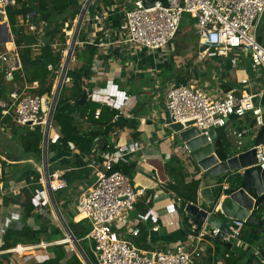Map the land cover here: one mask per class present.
<instances>
[{
    "label": "built area",
    "instance_id": "obj_1",
    "mask_svg": "<svg viewBox=\"0 0 264 264\" xmlns=\"http://www.w3.org/2000/svg\"><path fill=\"white\" fill-rule=\"evenodd\" d=\"M95 3L96 0H80L73 23L75 29L70 31L72 27L69 26L68 21L62 28L67 35V46L63 50L62 63L51 93L40 95L30 92L31 88L38 86V82L35 81L32 85L24 84L22 89H15L8 93L6 98L0 99V122L5 128H9L11 123L29 129L40 127L42 137L37 170L40 173L38 183L41 184V188H37L33 194L32 201L35 206L33 213L48 217L51 227L59 228L64 233L61 238L49 241L41 238L38 243H17L5 248L6 228L22 222V212L11 213L10 218L8 217L10 222L0 223V263H30L31 261L26 259L30 251L35 253L36 261H43L55 256L53 246L64 245L68 252L76 251L83 264H194V260L205 253V248L189 249L187 244L179 242L163 249L144 246L135 240L140 234L138 223L141 219H152L155 223L151 228L153 231L165 227V231L169 232L174 225L180 228L179 220L173 222L168 219L165 222L164 216L153 208H149L145 214L141 213L138 218L130 221L132 213L137 212L136 204L142 192L136 188L128 174L119 169L113 170V166L120 160L127 161V155L141 149L142 145L137 142L135 147L114 142L111 152H101L99 155L96 153V144L92 148V154L86 158L87 165L92 168V182L79 194L75 202V210L77 215L83 214L91 225L90 231L82 238L88 241L89 248L82 245L81 240L74 235L62 204L57 199L56 187L66 185V182L61 179L65 170H53L50 161L53 138L56 134L57 138L60 137L61 130L55 121V112L64 84L72 80L68 71L76 59L77 46L93 43L90 40L80 41V35L84 31L83 26L90 19L91 8ZM15 4L16 0H0V23L2 19L8 18V7ZM263 13L264 0H169V6H164L160 1L146 6L143 0H133L132 7L125 11L124 23L120 25V31L124 35V42L158 50L167 47L173 41L181 31L184 15L189 14L195 18L194 31L202 43L198 52L199 58L210 52L227 55L232 49L240 48L249 54L254 76L260 77L264 72V44L258 41L257 36L258 22ZM30 15L32 14L28 16ZM28 30L42 36L44 24L41 23L39 27L36 23H28ZM70 47H73V52L67 61V49ZM49 67L51 68V65ZM100 67L101 61L95 60L92 65L93 75L87 81L92 82L98 78ZM2 69H5L6 81L14 82V73L22 71V64L6 44L0 43V70ZM241 82L247 85L249 79H242ZM110 85L113 88H110ZM85 88L88 91V100L117 110L114 120L119 117L133 118L139 102L136 95L127 93L112 80L106 81L105 86L95 85ZM257 93L263 94L264 89L260 92H250L241 88L231 89L218 95L216 89L210 87V83L203 82L200 85L173 83L165 93V108L169 121L181 122L185 127H188L187 122L194 121L193 125L200 130V134H206L208 140L213 142L208 129L211 126L216 129L227 127L230 117H243L251 112L255 116V128L261 127L263 124L261 109L252 101V97ZM100 112L101 108H97L94 116L99 117ZM7 117L9 120L5 122ZM250 131L251 128L243 127L234 131L239 148L243 147V138ZM183 148L189 154L188 149ZM256 149L258 163L264 169V143L256 146ZM9 164L10 161L5 153L0 151L2 196L18 195L21 188L27 186L25 180L7 184L6 172ZM227 187L226 182H223V188L226 190ZM175 203L167 206L169 213L172 212V208L173 212H178L179 204ZM52 211L58 223L53 222ZM160 220L162 223L159 224ZM34 221V216H30L27 223L36 227ZM245 224V220L234 219L231 232L225 233L224 238L229 241L234 237L237 241L242 236ZM218 232V228L211 230L213 236ZM149 244L147 242V245ZM20 246L23 250H19ZM257 264H264V257L260 252H258Z\"/></svg>",
    "mask_w": 264,
    "mask_h": 264
},
{
    "label": "crops",
    "instance_id": "obj_2",
    "mask_svg": "<svg viewBox=\"0 0 264 264\" xmlns=\"http://www.w3.org/2000/svg\"><path fill=\"white\" fill-rule=\"evenodd\" d=\"M132 2L133 0H96L95 5L92 6L90 19L85 25L87 29L84 28L82 35H84L85 39L92 41V44H98L93 63L95 60H99L101 61V67L100 75L91 83H93V86H105L106 81L112 80L119 88L138 97L139 102L133 118H127L135 120L136 127L129 124L122 127L116 126L110 134L115 139V143L119 145L135 147L136 142L142 145L141 149L135 153H130L126 159L127 162H134L137 165L138 170L134 174L133 182L136 188L141 190L142 194L140 196H145L146 191L152 190V193L146 198L147 203L150 199L152 200L150 208L163 215L165 222L168 219L173 222L180 221L181 219L187 225H191L189 220L184 218L185 216L183 217L182 213L180 215L178 212H173V208L171 213L168 212L167 206L176 203L173 196L161 186L170 179L166 172V163H168L172 156H176L183 161L185 170L189 173L187 180H190L193 176L198 178L202 174L201 172H197L196 161L194 160V162L193 158L175 142L177 134L169 126V117L165 108V93L173 83H195L200 85L203 82L210 83V87L213 86L218 95H222L225 91L231 89L240 88L250 92H260L264 89V72L261 73L260 77H255L251 69L249 54H246L240 48L232 49L227 55H217L214 52H210L204 55V57L199 58L198 52L202 47V43L194 30L195 36L182 33L183 35H180L181 37L179 36V39H177L179 40L178 42L186 40L187 44V46L183 47L187 49V52L183 51L181 59L178 58L179 53L174 54L175 44L174 49H172L170 43L171 48L168 45L162 49L151 50L124 42V35L120 31V25L124 23L125 11L132 7ZM10 29L11 26L8 18L2 19L0 23V43L6 44L10 51L19 59L17 46ZM4 31L5 33L3 34ZM101 43L103 44L99 45ZM184 72H186V76L183 74ZM245 78L249 79L247 85L241 82ZM212 81H215V83H212ZM12 83V88L8 90V93L15 89L20 90L24 86L19 80ZM85 87L89 88V86ZM254 120L255 116L251 112H248L243 117L230 118L226 132L233 155L249 148L253 143V139H255L259 130V127L255 128ZM247 125L250 126L251 131L248 135L244 136V145L242 148H239L237 145L238 139L234 131ZM0 145L4 144L0 143ZM6 145L3 147H6ZM70 150L71 155L62 160V163L65 165L59 168V170L64 171L75 168L76 166L73 167V165L77 161H87L88 155L81 153L77 148H71ZM13 152L18 157L11 158L7 156L10 161V169L15 164L35 161L32 155L29 154L20 157L19 154L21 152L18 149H14ZM30 164L35 165V163ZM9 171L7 173L11 177L7 182L15 183L17 177ZM226 178L224 179L226 180V185H230L229 179L227 180ZM22 181L24 180L19 182ZM91 182L92 171L87 179L80 181L78 184L85 188ZM221 184L218 177L208 174L200 187L197 204L209 210L214 205L216 206L219 200L226 195L225 192H221ZM9 206L10 210L14 207V205ZM21 209L23 210L22 207ZM13 210H11L12 214L23 212L20 209L14 210L15 212ZM174 210H176V207ZM136 213H133L135 219L141 214L138 210ZM259 214L261 218H264V205L259 209L258 216ZM141 222H148L150 225L147 242L150 243L149 246L151 247L167 249L176 243L183 242L187 244L189 249L205 248V253L195 259L194 264H227L226 255L228 253L225 251L224 247L226 244L224 243L210 242L201 236L198 237L197 241H194V237H190L188 233L183 231L181 227L178 228L177 225H174L169 232L165 231V227H162L161 230L153 231L151 228L155 223L152 219H142ZM158 223H162V220ZM260 227L250 225L246 229L244 228L242 236L230 246L233 249L237 246L241 249L244 248V250L250 248L249 252L242 259V262L248 261L250 255L253 253L258 256L259 249L258 247L256 248V244L261 240L264 232ZM19 250H23V248L20 246ZM254 261L257 263L256 259Z\"/></svg>",
    "mask_w": 264,
    "mask_h": 264
},
{
    "label": "trees",
    "instance_id": "obj_3",
    "mask_svg": "<svg viewBox=\"0 0 264 264\" xmlns=\"http://www.w3.org/2000/svg\"><path fill=\"white\" fill-rule=\"evenodd\" d=\"M79 1L80 0H16L15 5L8 7V20L17 46L19 60L22 64V71H15L14 73L15 81L19 80L23 85L26 83L32 85L35 81L38 82V86L31 88L30 92L40 95H49L51 93L62 63L63 50L67 46V35L63 32L62 28L67 21L69 22V26H71L73 19L69 20L68 17H64L60 23L57 21L56 14H63L72 6H77ZM30 13H33V16H28ZM77 13L78 8L76 14ZM76 14L72 15V17H76ZM30 22L36 23L39 27L41 23H45L44 34L39 36L35 32H30L28 30V23ZM194 23L195 18L189 14H185L181 23V29L188 25L191 30H194ZM4 33L5 31L3 34ZM85 40L87 39L81 34L80 41ZM97 45L96 43H85V45H78L76 48L75 56L82 61V64L68 71V75L72 77V82L64 84L58 100L55 121L61 130L60 137H58L57 140L58 145L55 144V142L51 144L52 152L58 150L59 153L62 152L64 154L65 151H70L73 146L81 153L90 156L92 154L93 143L95 140L99 139L96 145V153L98 155L101 152L109 153L113 150L112 143L110 142L111 131L116 126L122 127L129 124L136 127L137 125L135 120H129L124 117H119L117 120H114L117 110L111 109L108 105H102L88 99L85 103L80 102L85 86H89V88L93 86V83L87 80L93 75L92 65L94 56L97 53ZM49 65H51V68ZM5 74V69L0 70V99L6 98L8 94ZM97 108H101L99 117L94 116ZM77 116L82 118L85 117L95 128L82 131L77 124ZM8 120L9 117L5 118L4 121L8 122ZM10 125H12V123ZM11 127L15 129L14 132H20L18 140L24 152L32 155L34 159H39L42 137L40 127L29 129L28 127L17 126L15 124ZM214 147L221 160H226L229 156L233 155L230 149V142L227 139L226 127L217 129ZM99 160H101L100 157ZM87 164V161H77L75 165H73V167L76 166L75 168H70L62 173L61 179L66 182V187L76 186L80 181H84L88 178L92 168ZM52 169L56 170L57 168L52 164ZM115 169L124 171L132 179L138 170L136 163L127 162L125 160H120L114 164L113 170ZM196 169L197 172L202 173L201 176L198 178L193 176L190 180H187L189 173L185 170V165L180 158L172 156L168 163H166V172L170 179L161 186L171 194L175 202L179 204L178 207L181 213L184 212V208L188 202L198 203L200 187L203 180L208 175L198 164L196 165ZM228 173L218 177L220 184L230 174ZM39 176L40 173L35 165L29 164L28 167L21 172L20 176L17 175L15 181L25 180L27 186L22 187L18 195L8 194L3 196L2 205L7 207L19 202V198L24 200L22 206L23 220L18 225L14 224L6 228V234L4 235L5 248L14 246L17 243H38L40 239L43 238L42 235L44 234H47L51 240L61 238L64 235L61 229L51 227L48 217L33 213L35 209L32 201L33 194L37 188H41V184L38 183ZM10 177L11 175L9 176L6 172V182ZM228 179L233 185L237 186L240 180V174L236 173V175L229 176ZM7 184L9 183L7 182ZM58 188L61 189H56V193L58 196H61L66 189H62L61 186ZM220 188H222V186H220ZM227 191L228 190H226V193ZM151 193L152 190H148L145 196H139L136 208L142 214H145L152 205L151 199L148 203L146 202L147 196ZM30 216H34L35 222L37 223L36 227L27 223ZM259 217L261 218L260 214ZM75 220L77 222L69 220L71 229L74 235L81 240L82 245L88 248V241L82 240V238L90 231L91 225L88 219L83 217L82 214H79ZM141 221L142 219L139 220L138 223L140 234L135 240L138 244L149 246L147 245V237L150 225L148 222ZM245 225L251 224L246 223ZM260 228L264 230V226ZM216 243L219 244L221 242ZM257 245L260 255L264 257V232ZM224 248L228 253L226 255L227 264H250L255 259H258V256L253 253L250 255L248 261L242 262V259L247 252H249L250 248L243 250L241 253L239 252V254H236L238 253L236 251L241 249L238 246L233 249L226 245ZM52 250L55 253L54 257L43 261L35 260L26 264H83L76 251L68 252L64 245H55L52 247Z\"/></svg>",
    "mask_w": 264,
    "mask_h": 264
},
{
    "label": "water",
    "instance_id": "obj_4",
    "mask_svg": "<svg viewBox=\"0 0 264 264\" xmlns=\"http://www.w3.org/2000/svg\"><path fill=\"white\" fill-rule=\"evenodd\" d=\"M146 6H151L155 1H160L164 6H169V0H143ZM258 41L264 44V13L258 22ZM88 91L83 89L81 103L87 101ZM255 105L261 109L263 124L259 128L252 147L240 151L226 160H221L214 147V141L217 136V129L211 126L209 136L213 142L208 140L206 134H200V130L193 125L194 121H189L185 127L181 122L169 121V126L183 142L184 147L188 149L189 155L196 161L198 166L207 174L219 177L228 172L227 176L240 174V180L237 186L230 181L227 193L221 184V192L226 195L219 200L218 204L211 209H205L195 202H188L184 208L185 217L191 225L180 219L179 224L183 231L194 237L197 241L201 236L210 242H221L228 247L236 242L233 237L229 241L224 238L225 233L231 232V224L234 219L245 220L246 223L256 226H264V218L258 216L259 209L264 205V169L258 163L256 146L264 143V93L255 94L252 97ZM231 118V117H230ZM99 139L95 140L92 148ZM216 210V211H215ZM181 215V211L178 209ZM218 228L216 235L211 234V230Z\"/></svg>",
    "mask_w": 264,
    "mask_h": 264
},
{
    "label": "rangeland",
    "instance_id": "obj_5",
    "mask_svg": "<svg viewBox=\"0 0 264 264\" xmlns=\"http://www.w3.org/2000/svg\"><path fill=\"white\" fill-rule=\"evenodd\" d=\"M78 6L79 5L72 6L71 8H69L68 10H66L63 14H56L57 21L60 22V23H61V21L63 20L64 17H68L69 20H71L73 18L72 19V24H71V27L72 28L70 29V31H73L75 29V25H73L74 18L75 17H72V15L76 14V11H77ZM64 26H65V24H64ZM83 28H86L85 25L83 26ZM10 31L12 32V29H10ZM182 33L183 34H190V36H195V32L193 30H191V28L188 25H186V27H184L183 29H181V31L178 33L177 38H175L176 40L174 39L175 40V43H174V40L171 42L170 45H172V49H174L173 47H174V44H175L174 54H178L179 53V55H178L179 56L178 57L179 59H181L183 51L184 52H187V49L183 48V47L187 46L186 40H183L182 42H178L179 40H177V39H179V36L180 35H183ZM170 45H169V47L171 48ZM167 50H169V49H167ZM196 56H197V54H196ZM80 64H81V60H79L77 58L76 61L74 60L72 62V67L77 66V65H80ZM183 74L185 76L187 75L186 72H184ZM212 83H215V81H212ZM6 84L8 85V88H7V91H8L9 89L12 88L13 83L7 82ZM77 124H78V126L80 127V129L82 131H88V130H90L92 128H95V126L94 125H91L85 118L80 119L79 116L77 117ZM12 125H14V124H12ZM12 125H9V128H5L3 126V124L0 122V143H2L4 145L7 144L6 147H3L4 145H0V151L3 152V153H5L6 156H10L12 158V157H18V155H16L13 152L14 149H18L19 152H21L19 154L20 157L27 156L26 155L27 153L24 152V150L21 148L20 143H19V140H18V138L20 137L19 136L20 135V132H14L15 129H12V127H11ZM243 128H250V126L247 125V126H245ZM56 135L54 136L53 141H52V142H55V144H57V142H58L57 141L58 138H57ZM110 142L112 144L115 142V139H113L112 136L110 137ZM175 142L180 147H182V149H184L183 148V142L181 141V139L177 135H176ZM70 152H71V150L70 151H67V152L65 151L64 154L61 152L62 153L61 154V153L58 152V150L57 151L55 150L54 152L50 151V161L53 164V166L55 168H57V169L62 168L65 165V164L62 163V160L64 158H68L71 155ZM39 159H35V161H33V162H27V163H24V164H15V165H13L12 169H10V166H9L8 167V170H10L9 172L13 173L15 177H17V175L20 176L21 172H23V170L26 167H28V165L30 163H35V167L37 169V164L39 163ZM33 160H34V158H33ZM61 187H62V189H66V190L64 191V193H62L61 196H58L57 195V199L62 204V207H63L62 209L64 210V214H65L67 220L68 221L71 220V221L77 222L75 220L76 217L78 216L76 214V210H75V202L77 201V198H78L79 194L81 193V191L84 189V187L83 186H80L79 184H77L76 186H72V187H66L65 184H62ZM56 189L59 190L61 188L56 187ZM2 203H3V196H2V194H0V221L3 224V222L4 223L10 222L9 219H8V215H9V218H10V215L12 213L11 212L12 209H14V210H18V209L22 210L21 207L23 206L24 200L19 198V202L16 203L15 206H14L15 208L12 207L11 210H10V206L9 207L3 206ZM17 205L20 206V208H18ZM11 206H12V204H11ZM52 214L54 215V212L53 211H52ZM182 215L184 217L185 216V213L183 212ZM133 216H134V214L132 213L130 221L133 218H135ZM184 218H186V217H184ZM13 219H15V218H13ZM22 220H23V218H22ZM25 222H26V220H25ZM53 222L58 223V221L55 218V215H54ZM34 225H37V223L35 221H34ZM248 226H250V225H247L246 227H248ZM246 227H245V229H246ZM42 237L45 240H48V241L51 240L47 234L42 235ZM28 244H31V243H28ZM257 247H258V245L256 244V248ZM243 250H244V248L239 249V251L237 250L236 252H238V253H236V254H239V252L241 253ZM29 253L30 254H27L26 255V259H29V261H31V262L32 261H35V259H36V257H34L35 253L33 251H30ZM29 255H31V256H29ZM250 264H257V263H256V261H253Z\"/></svg>",
    "mask_w": 264,
    "mask_h": 264
},
{
    "label": "bare ground",
    "instance_id": "obj_6",
    "mask_svg": "<svg viewBox=\"0 0 264 264\" xmlns=\"http://www.w3.org/2000/svg\"><path fill=\"white\" fill-rule=\"evenodd\" d=\"M72 52H73V47H70V48L67 49V61L69 60V58H70ZM82 215H83V214H82ZM71 240H72V239H71Z\"/></svg>",
    "mask_w": 264,
    "mask_h": 264
}]
</instances>
